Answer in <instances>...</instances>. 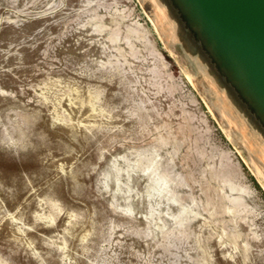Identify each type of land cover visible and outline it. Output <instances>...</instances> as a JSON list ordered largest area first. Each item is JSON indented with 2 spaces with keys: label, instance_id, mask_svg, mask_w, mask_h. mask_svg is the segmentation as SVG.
<instances>
[{
  "label": "rangeland",
  "instance_id": "rangeland-1",
  "mask_svg": "<svg viewBox=\"0 0 264 264\" xmlns=\"http://www.w3.org/2000/svg\"><path fill=\"white\" fill-rule=\"evenodd\" d=\"M154 11L0 0V264H264V152Z\"/></svg>",
  "mask_w": 264,
  "mask_h": 264
},
{
  "label": "water",
  "instance_id": "water-1",
  "mask_svg": "<svg viewBox=\"0 0 264 264\" xmlns=\"http://www.w3.org/2000/svg\"><path fill=\"white\" fill-rule=\"evenodd\" d=\"M264 151V0H158Z\"/></svg>",
  "mask_w": 264,
  "mask_h": 264
},
{
  "label": "bare ground",
  "instance_id": "bare-ground-1",
  "mask_svg": "<svg viewBox=\"0 0 264 264\" xmlns=\"http://www.w3.org/2000/svg\"><path fill=\"white\" fill-rule=\"evenodd\" d=\"M154 8H155V17H156V21L159 25L160 28H164L167 29V27L165 26V23H168L171 25H173V21L171 20V18L169 17V15L166 13V11L164 10V8L162 7V5L159 3V1L154 0ZM152 13V12H151ZM162 25V27H161ZM173 28V27H172ZM171 28V31H169V37L176 39L179 35L182 36V34L180 33V31L178 32V29L174 27V29ZM172 32V33H171ZM165 36V35H164ZM168 37V38H169ZM184 39V38H183ZM169 42V41H168ZM173 54V53H172ZM193 76V75H192ZM193 78V77H192ZM189 79V77H188ZM190 80V79H189ZM194 81V78H193ZM192 81V83H193ZM195 83V81H194ZM231 111V110H230ZM231 113V112H230ZM221 120V119H220ZM223 122V121H222ZM225 123V122H224ZM231 126V125H230ZM242 128V132H245V129L243 127ZM225 131L227 133L228 136H231L233 133V129L231 132L230 128H225ZM234 137V136H232ZM261 148V147H260ZM262 149V148H261ZM263 151V150H262ZM264 152V151H263ZM251 167L254 170V173L256 174V176L259 178V180L261 181V183L264 186V171L262 170V168L259 167V164L251 158ZM259 181V182H260Z\"/></svg>",
  "mask_w": 264,
  "mask_h": 264
}]
</instances>
